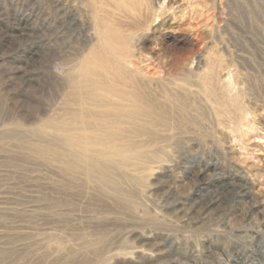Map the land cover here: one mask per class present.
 <instances>
[{"label": "rangeland", "instance_id": "obj_1", "mask_svg": "<svg viewBox=\"0 0 264 264\" xmlns=\"http://www.w3.org/2000/svg\"><path fill=\"white\" fill-rule=\"evenodd\" d=\"M94 4L0 0V264H264V0L165 1L132 43L171 71L147 101L185 124L126 127L157 145L120 151L115 104L71 90L99 42Z\"/></svg>", "mask_w": 264, "mask_h": 264}, {"label": "bare ground", "instance_id": "obj_2", "mask_svg": "<svg viewBox=\"0 0 264 264\" xmlns=\"http://www.w3.org/2000/svg\"><path fill=\"white\" fill-rule=\"evenodd\" d=\"M165 1L158 2V9L161 12L166 9L164 7ZM94 2L99 4L100 8L94 5L102 12L99 15V42L78 65L79 67L77 66V75L74 76L77 79L71 83V85L73 84L71 90L74 92L72 93L79 94L80 104L82 105L88 102L89 99L97 102L100 107L103 104L105 106L109 102H112L111 104H115L113 107L104 109V113L112 111L115 114V119L109 122L110 125L118 123L120 127L121 125L119 124H128L130 126L124 125L125 128H133L131 130H134V134L139 137L142 134L153 137L157 134V130H167L170 125L169 121L178 122L176 125L182 126L186 115L184 112L186 108L168 107L161 102L151 104L147 101L148 97L145 94V90H147L145 87L149 84V81L156 79L160 82V79H165V76L170 75L171 71L166 69L164 71L156 70L154 65L152 66V63L149 62V59L145 58L146 54L144 55L140 52L137 45L132 43V40L134 39L135 41L137 36L138 39L136 41L139 39L143 40L144 36L139 34V32L144 29H150L155 20L158 17H162L161 15H157L158 9H155L152 1L143 2V0H93ZM105 7H111L112 11H105ZM178 62L179 58H174L172 66L177 65ZM77 94L76 99L78 98ZM218 101H220L218 102L219 105L221 104L220 106H227V101L224 98H218ZM172 112L176 113V115H172ZM73 126L76 127V125ZM78 129L81 130V128ZM131 130H127L126 128L124 131L127 132L126 136L128 138L123 134L122 136H125V138L119 140V142L111 140L108 143V147L120 151L128 147L135 149L145 145H157L155 142L152 143V141L139 143L136 142L137 140H132L133 135L131 136L130 134ZM117 133L120 134L121 131ZM84 135L86 134L84 133ZM87 146L89 147V144ZM85 158V156H81L77 159L85 161L91 167L98 165L93 159ZM105 178L106 176L104 175L101 181L105 180ZM221 187L226 193L227 191H231L230 185L224 184ZM237 190V192L243 195L246 194L242 186H238ZM224 201L222 197H216L210 203L213 206H220ZM211 207L206 206V209Z\"/></svg>", "mask_w": 264, "mask_h": 264}]
</instances>
